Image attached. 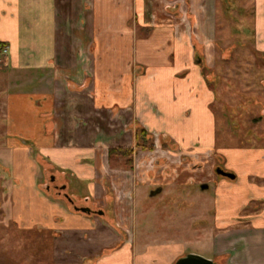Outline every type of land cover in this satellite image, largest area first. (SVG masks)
Returning <instances> with one entry per match:
<instances>
[{"label": "rangeland", "instance_id": "obj_1", "mask_svg": "<svg viewBox=\"0 0 264 264\" xmlns=\"http://www.w3.org/2000/svg\"><path fill=\"white\" fill-rule=\"evenodd\" d=\"M202 1L127 0L132 13L128 28L133 33L129 43L153 40L160 51L166 43L168 49L175 48V53L158 58L162 69H179L175 79L159 77L157 93L152 94L146 83L149 86L158 71L148 61H134L128 87L139 88L135 104L89 114L88 129L82 128L86 114L64 113L66 119L73 116L79 129L65 127L59 134L65 142L86 144L92 150L107 187H120L121 192L138 188L133 217L139 245L151 249L168 245L184 255L208 259L219 216L236 222L243 214L264 208V55L254 48L250 33L253 0H210L208 18ZM209 22L216 32H201ZM125 34L128 39L130 32ZM7 54L0 52V264H52V233L28 230L12 220L19 182L13 177V141L6 113V93L13 90L14 81V74L6 70ZM180 62L184 65H177ZM30 149L34 163L31 173L22 178L23 191L33 188L32 176L38 171L36 185L42 194L74 212L71 175L42 156L38 146L31 144ZM111 150L121 152L110 155ZM127 150L131 154L122 152ZM217 168L237 179L217 175ZM202 185L208 188L203 190ZM56 187H64L62 193ZM116 195L112 189L109 196L116 199ZM104 201L96 203L92 217L109 216L118 222V204L106 206ZM240 207L245 210L234 216Z\"/></svg>", "mask_w": 264, "mask_h": 264}, {"label": "crops", "instance_id": "obj_2", "mask_svg": "<svg viewBox=\"0 0 264 264\" xmlns=\"http://www.w3.org/2000/svg\"><path fill=\"white\" fill-rule=\"evenodd\" d=\"M208 1H202L206 3V18L212 15ZM127 7V0H0V43L8 48L6 70L14 74L13 90L6 93L13 177L19 182L15 186L12 220L28 230L40 228L52 233V264H175L186 256L168 245L154 249L139 245L133 217L138 188L121 192L120 187H107L101 182L105 174L96 170L92 150L86 144L78 147L70 140L65 142L59 134L65 127L79 129L73 116L66 119L64 113L86 114L82 116L86 120L82 128L88 129L89 114L135 104L139 88L134 91L128 87L134 61H148L158 71L152 74L151 84L146 83L152 94L157 93L159 77L168 82L175 79L179 69H162L158 59L175 53V48L168 49L166 43V49L160 51L153 40L129 43L133 38L128 28L132 13ZM252 13L254 48L264 55V0H253ZM213 16L216 17L215 8ZM206 24L204 29L201 24V32H216L214 24ZM128 31L130 38L126 40ZM165 33L169 34L159 32ZM80 102L84 103L81 108ZM94 138L91 133V143ZM31 144L38 146L40 154L63 174L71 175L72 184L68 186L77 208L92 210L102 199L106 206L116 202L119 221L107 213V219L92 217L94 212L83 213L75 207L70 212L50 201L36 185L38 171L32 176L33 188L27 187L30 190L24 192L22 178L31 173L34 163ZM112 189L116 199L109 196ZM244 208L233 215L240 216ZM243 216L229 223L218 217L217 229L211 234L212 258L208 260L217 264H264V208Z\"/></svg>", "mask_w": 264, "mask_h": 264}, {"label": "water", "instance_id": "obj_3", "mask_svg": "<svg viewBox=\"0 0 264 264\" xmlns=\"http://www.w3.org/2000/svg\"><path fill=\"white\" fill-rule=\"evenodd\" d=\"M216 173L222 177L228 178L230 180H235L236 179V175L230 172H226L222 169H217ZM201 188L203 190L207 189L208 186L207 185H202ZM77 211H81L83 213H90L91 210L89 208H76ZM102 214V213H99ZM175 264H217L214 263L211 260L205 259L201 256L198 255H187L185 257H182L180 259L177 260V262Z\"/></svg>", "mask_w": 264, "mask_h": 264}, {"label": "trees", "instance_id": "obj_4", "mask_svg": "<svg viewBox=\"0 0 264 264\" xmlns=\"http://www.w3.org/2000/svg\"><path fill=\"white\" fill-rule=\"evenodd\" d=\"M6 47V44L5 43H0V52H2L3 51V49ZM121 152V150H111L110 151V155H113V154H118V153H120ZM122 152H124V154L126 155V154H131V150H127V151H122Z\"/></svg>", "mask_w": 264, "mask_h": 264}, {"label": "flooded vegetation", "instance_id": "obj_5", "mask_svg": "<svg viewBox=\"0 0 264 264\" xmlns=\"http://www.w3.org/2000/svg\"><path fill=\"white\" fill-rule=\"evenodd\" d=\"M217 169H219V168H217ZM218 175V174H217ZM223 178H225V177H223ZM225 179H228V178H225ZM55 179H53L52 181H54ZM228 180H230V179H228ZM230 181H234V180H230ZM56 189H58V190H61L60 191V193H62V190L64 189V187H59V188H57L56 187ZM65 197H66V199H68L71 203H72V201H71V199H69V197H67V195L65 194ZM77 207H75V209H76ZM80 209V208H79ZM91 210V209H90ZM91 212H94L95 213V211H93V210H91ZM90 212V213H91ZM187 256V255H186ZM185 257V256H184Z\"/></svg>", "mask_w": 264, "mask_h": 264}, {"label": "built area", "instance_id": "obj_6", "mask_svg": "<svg viewBox=\"0 0 264 264\" xmlns=\"http://www.w3.org/2000/svg\"><path fill=\"white\" fill-rule=\"evenodd\" d=\"M8 52V48L3 49L2 54L5 55Z\"/></svg>", "mask_w": 264, "mask_h": 264}]
</instances>
